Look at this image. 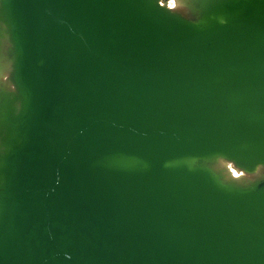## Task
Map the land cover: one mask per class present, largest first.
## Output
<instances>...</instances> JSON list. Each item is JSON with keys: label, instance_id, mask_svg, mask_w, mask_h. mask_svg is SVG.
<instances>
[{"label": "water", "instance_id": "1", "mask_svg": "<svg viewBox=\"0 0 264 264\" xmlns=\"http://www.w3.org/2000/svg\"><path fill=\"white\" fill-rule=\"evenodd\" d=\"M0 264H264V0H0Z\"/></svg>", "mask_w": 264, "mask_h": 264}]
</instances>
